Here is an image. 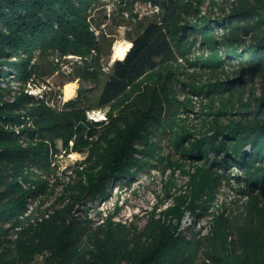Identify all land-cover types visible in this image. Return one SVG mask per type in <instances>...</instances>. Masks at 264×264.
I'll return each mask as SVG.
<instances>
[{"label":"trees","instance_id":"16d2710c","mask_svg":"<svg viewBox=\"0 0 264 264\" xmlns=\"http://www.w3.org/2000/svg\"><path fill=\"white\" fill-rule=\"evenodd\" d=\"M134 3L148 4L157 13L140 32L129 36L131 46L101 79L85 59L93 49L101 52L113 43L105 31L96 34L101 28V12L108 5L127 9ZM182 3L183 0H0V61L6 62L18 53L27 55L20 71L19 64L8 63L18 76L21 72L22 78L30 75L31 70L40 71L32 68L31 59L35 57L45 64L44 60L50 58L80 55L84 66L75 65V71L93 78L98 87L101 86L99 104L109 105L148 71L164 61L175 62L185 55L184 36L188 28L174 23L176 14L187 7ZM244 6L232 10L226 20L253 16L257 23L233 26L226 21L223 28L228 34L223 46L232 52L233 57L229 55L227 60L237 61L236 71L225 73L226 79L222 77L211 89L218 93L227 88L229 95L234 91L240 96L235 99L230 96L232 107L262 108L264 115V58L260 54L264 50V0H245ZM106 16L103 13V17ZM116 23L128 25L132 19L122 15ZM249 33L252 34L251 43L247 44L243 36ZM214 61L216 64L217 59ZM39 66L42 67L41 62ZM246 69L251 75L240 82ZM0 74H5V70L0 68ZM250 84L251 89H245ZM257 92L261 95L257 96ZM247 94L250 98L245 103ZM1 96L0 264H196L199 259L208 264H264V203L261 199L264 198V119L254 123L219 122L209 129L215 134L210 138L211 150L216 155L223 152L227 156L233 151L231 155L241 163L248 159L240 157L246 144L240 143L239 138L254 136L252 143L257 156L250 161L256 159L263 166L252 174L249 182L254 189L250 190L251 197L245 205L233 210L225 206L214 209L210 234L189 236L181 230L180 223L175 222L182 220L181 205L160 216L155 213L143 227L135 222L119 221L113 215L99 224L79 216L78 206L86 197L105 192L104 185L110 177L121 175L128 179L133 174L126 168H139L133 145L158 150L159 143L166 140L170 148L182 153L174 131L166 127L154 128L161 122L157 116L159 111L155 110L159 101L152 102L150 110L139 115L132 112L134 109L122 111L121 124L110 134L108 131L93 139L88 146L87 161L92 159L90 167L77 171V179L65 184L64 192L52 205L30 209L28 199L35 200L47 194L44 177L52 171L51 157L56 147L53 134L56 132L52 131L54 125L46 123L48 116L40 109L25 113L28 118L25 119L12 113L16 106H21L19 102V105L8 103L2 101ZM222 113L228 114L220 111L218 116ZM20 117L25 120L20 121ZM25 121L30 126L23 129L25 134L20 141V131L16 127ZM81 127H78V134H81ZM92 127L94 131L102 130V127ZM107 128L112 127L107 125ZM151 134L156 135L157 142L152 141ZM24 141L25 146L22 145ZM230 141L234 143L229 145ZM195 154L193 149L191 156ZM204 154L206 163L208 155ZM142 155L150 156L149 153ZM95 161L98 164L93 166ZM222 163L225 164L226 159H215L209 166ZM207 194L209 196V192ZM196 206L194 210L199 211L210 208L206 204L202 208L198 203Z\"/></svg>","mask_w":264,"mask_h":264},{"label":"rangeland","instance_id":"374dc122","mask_svg":"<svg viewBox=\"0 0 264 264\" xmlns=\"http://www.w3.org/2000/svg\"><path fill=\"white\" fill-rule=\"evenodd\" d=\"M182 4L187 7L184 12L176 14L174 23L188 28L184 36L185 55L175 62L164 61L156 69L148 71L124 95L109 105L99 104L101 86L98 87L99 84L93 78L84 77L75 71V65L84 66L80 55L50 58L44 60L45 64L35 57L31 59L32 68L40 71L31 70L30 75L22 78L21 72L18 76L8 63L19 64L20 71L28 59L27 55L18 53L7 58L6 62L0 61V68L5 70V74H0L1 99L21 105L19 108L16 106L13 115L24 116L31 109H40L48 116L46 123L54 125L52 131L56 132L53 134L56 147L51 157L52 171L48 177H44L47 194L35 200L28 199V208L44 209L52 205L64 192L65 184L77 179V171L90 167L92 159L87 161L88 146L93 139L108 131L110 134L121 124L122 111L134 109L132 112L139 115L150 110L152 102L156 100L160 102L159 110H155L159 111L157 116L161 122L154 128L166 127L174 131L183 154L170 148V142L166 140L159 143L158 150L140 144L133 145V155L139 168L127 167L128 172L133 174L128 179L121 175L110 177L104 185L105 192L86 197L78 206L79 216L99 224L108 215H113L119 221L135 222L143 227L155 213L160 216L181 205L182 220L175 222L180 223L181 230L189 236L198 233L204 237L210 234L214 221L211 213L214 209L225 206L233 210L249 201L252 193L250 190L254 189L249 181L256 168L263 166L256 159L250 161L251 157L254 159L257 156L252 143L254 136L251 138L243 135L239 138L240 143L246 144L240 157L248 159L241 163L235 155H231L233 151L227 156L223 152L216 155L211 150L210 138L215 134L209 129L219 122L254 123L264 119L262 108L248 106L246 110L232 107L229 104L230 96L234 99L240 96L234 91L229 95L227 88L218 93L214 88L211 89L222 77L226 79L225 73L233 74L236 71L237 61L227 60V56L233 57L232 52L223 46L224 37L228 34L223 28L227 25L226 21L233 26H246L257 23V18L244 16L247 18L244 19L240 16L226 20L232 10L245 8V0H183ZM103 13L107 15L106 18ZM155 13L156 9L148 4L134 3L127 9L108 5L101 12V28L96 30V34L105 31L113 43L101 52L94 49L88 52L85 59L92 71H96L101 79L108 75L113 62L123 58L119 56L131 46L129 36L140 32L154 19ZM122 15L130 17L132 23L118 25L116 22ZM251 35L243 36L247 44L251 43ZM260 54L264 58V50ZM246 71L240 82L251 75V72ZM246 88L251 89V84ZM256 95L261 94L257 92ZM249 98L250 94L245 95L244 102L248 103ZM220 111L228 114L218 116ZM138 115L133 116L136 118ZM116 117L120 118L114 120ZM25 119L20 117V121ZM27 121L16 127L20 131V141L25 134L23 129L30 126ZM80 125L81 134H78ZM94 125L95 129L102 127V130L94 131ZM107 125L112 128H107ZM151 136L152 141L157 142L156 135ZM228 143L232 145L234 141ZM22 145L25 146V141ZM193 149L196 154L191 156ZM142 153H149L150 156H143ZM204 153L208 155L206 163L203 160ZM215 159H226V163L209 166ZM95 162H92L93 166L98 164ZM261 199L264 203V198ZM197 203L202 205L200 208L204 204L210 208L194 210L197 209ZM196 264L208 263L199 259Z\"/></svg>","mask_w":264,"mask_h":264},{"label":"bare ground","instance_id":"6f19581e","mask_svg":"<svg viewBox=\"0 0 264 264\" xmlns=\"http://www.w3.org/2000/svg\"><path fill=\"white\" fill-rule=\"evenodd\" d=\"M129 44V43H128ZM123 45V44H122ZM127 50V49H126ZM126 50L124 51V53H122L119 57H123L124 54L126 53Z\"/></svg>","mask_w":264,"mask_h":264}]
</instances>
